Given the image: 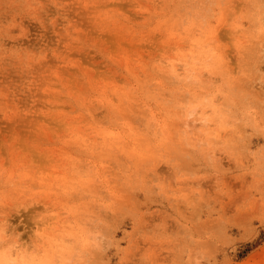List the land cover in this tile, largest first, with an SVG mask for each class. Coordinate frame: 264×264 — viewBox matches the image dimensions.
<instances>
[{
  "label": "rangeland",
  "instance_id": "1",
  "mask_svg": "<svg viewBox=\"0 0 264 264\" xmlns=\"http://www.w3.org/2000/svg\"><path fill=\"white\" fill-rule=\"evenodd\" d=\"M0 264H264V0H0Z\"/></svg>",
  "mask_w": 264,
  "mask_h": 264
},
{
  "label": "bare ground",
  "instance_id": "2",
  "mask_svg": "<svg viewBox=\"0 0 264 264\" xmlns=\"http://www.w3.org/2000/svg\"><path fill=\"white\" fill-rule=\"evenodd\" d=\"M205 123V122H204Z\"/></svg>",
  "mask_w": 264,
  "mask_h": 264
}]
</instances>
